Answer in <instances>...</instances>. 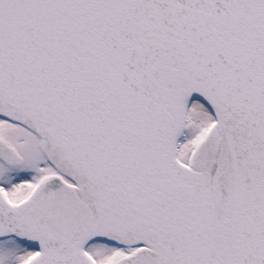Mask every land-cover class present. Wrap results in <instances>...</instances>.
<instances>
[{"label": "snow or ice", "instance_id": "snow-or-ice-1", "mask_svg": "<svg viewBox=\"0 0 264 264\" xmlns=\"http://www.w3.org/2000/svg\"><path fill=\"white\" fill-rule=\"evenodd\" d=\"M0 264H264V0H0Z\"/></svg>", "mask_w": 264, "mask_h": 264}]
</instances>
